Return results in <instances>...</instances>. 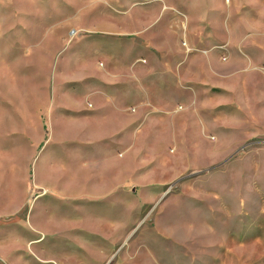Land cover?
Here are the masks:
<instances>
[{
	"label": "rangeland",
	"instance_id": "1",
	"mask_svg": "<svg viewBox=\"0 0 264 264\" xmlns=\"http://www.w3.org/2000/svg\"><path fill=\"white\" fill-rule=\"evenodd\" d=\"M243 8L0 0V264H264V117L240 125L237 84L214 80ZM252 11L263 24L264 0ZM107 80L128 127L102 166Z\"/></svg>",
	"mask_w": 264,
	"mask_h": 264
},
{
	"label": "crops",
	"instance_id": "2",
	"mask_svg": "<svg viewBox=\"0 0 264 264\" xmlns=\"http://www.w3.org/2000/svg\"><path fill=\"white\" fill-rule=\"evenodd\" d=\"M253 2L254 0H237V7H244L241 10L237 9V18L242 12L246 16L245 11L250 17L241 20L244 24L237 29V62L230 67H223L216 72L214 77L220 86L231 81L237 84V118L243 119L240 123L243 126H254L252 119L264 117V114L259 112L260 108L264 110V23L257 24L252 18ZM115 81H99L96 84L99 93L91 105L92 116L96 122L97 142L99 143L97 159L102 166L116 162V151L123 146H119L115 137L124 132V126L128 127V124L124 123L127 99L122 93L113 92L119 89V84ZM105 118H107L106 122H104ZM261 126L264 128V123ZM262 132L264 131L262 130ZM45 159L42 158V163L40 162L42 165L45 164ZM99 173L104 175L106 170L102 169ZM53 180L54 178L47 182L54 184ZM61 181L59 178L58 188L62 190V193L74 195L71 193L75 189H63ZM105 184V179L98 180V193L94 196H110L105 190ZM125 195H128L127 191Z\"/></svg>",
	"mask_w": 264,
	"mask_h": 264
}]
</instances>
